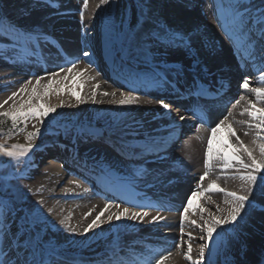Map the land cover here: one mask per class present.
<instances>
[{
	"label": "bare ground",
	"instance_id": "6f19581e",
	"mask_svg": "<svg viewBox=\"0 0 264 264\" xmlns=\"http://www.w3.org/2000/svg\"><path fill=\"white\" fill-rule=\"evenodd\" d=\"M239 2L251 4L250 11L259 14L254 9V0ZM2 3L0 12L15 24L33 29L40 39L17 41L6 29L0 31V104L3 105L0 109L13 110L23 105L27 110L26 102L30 99L33 104L45 105L63 101L55 113L85 122L78 125L79 131L88 126L100 134L90 141L78 140L76 136L67 145L56 139L58 146L49 145L34 154L26 175L34 187L32 200L42 202L45 213L67 236L71 232L66 231V226L80 232L82 236L70 241L69 246L78 247L95 240L83 247L88 249L81 253L52 254L44 260L45 264H109V259L114 264H147L168 252L171 256L164 264H190L183 255L189 243L193 259H198L200 244L207 242L201 239L205 235L202 231L205 221L212 215H226L230 198L221 192H205L193 197V207L184 213L186 198L192 196V188L206 189L213 180L226 192L243 194L245 182L239 177L245 170L235 161L225 169L224 161L214 158L209 176L199 183L198 178L206 170L204 160L211 132L209 127L199 125L198 121H203L193 106H183L177 97L192 95L195 90L189 89L194 79L201 86L207 83L209 88L211 80L229 81L222 88L224 95L219 100L224 103L218 106L224 105L225 110L217 118L207 117V123L214 126L216 121L227 117L235 135L222 126L213 141V149L228 154L237 151L247 160L246 154L238 149V137L259 160L258 146L264 144V130L257 129L255 125L259 121L248 114L250 104L264 108V100L240 87L245 77H250V87H264L257 75L264 65L258 59L242 58L247 56L242 42L234 43L226 35L225 29L231 31L227 12L230 0H109L104 5L100 0H88L87 8L83 0H2ZM150 10L164 24L190 34L191 50L161 47L148 40ZM125 24L128 30L119 31V26ZM253 30L259 36L255 25ZM118 31L120 42L115 40ZM97 50L107 54L102 52L96 57ZM84 51L90 55L83 56ZM98 58L104 59L101 68L96 66ZM50 81L55 83L48 89L49 94L37 99ZM22 86L24 91H20ZM73 91L84 103L77 102ZM13 92L17 95L9 100ZM105 92H115V96H105ZM122 92H132L139 102L109 103L121 99ZM157 100L170 104V110L163 109ZM173 103L182 107L175 109ZM187 106L198 121L186 116ZM180 116L185 119L180 120ZM149 139L168 142L155 149L164 159L141 149ZM121 145L136 147L142 156H122ZM164 147L167 152L162 151ZM106 204L109 209L101 216L100 227L83 234V229ZM136 205L149 213L144 222L107 220L109 214ZM218 207L221 212L217 211ZM262 208L264 198L257 197V207L247 210L248 215L239 221L235 231L229 227L226 233L214 234L202 264H264ZM153 216L163 219L148 223ZM61 220L65 221L64 225ZM101 247L110 248L101 251Z\"/></svg>",
	"mask_w": 264,
	"mask_h": 264
},
{
	"label": "snow or ice",
	"instance_id": "6c2138e0",
	"mask_svg": "<svg viewBox=\"0 0 264 264\" xmlns=\"http://www.w3.org/2000/svg\"><path fill=\"white\" fill-rule=\"evenodd\" d=\"M109 0H100V4H108ZM83 6L84 8H87L88 6V0H83ZM252 7L251 4H243L240 3L239 0H230V3L227 8L228 12V19L231 26V31L228 29H225L226 35L230 40H232L234 43L242 42L243 46L245 47V51L247 53L246 57L244 58L247 60H259L262 65H264V47H257V46H264V10L257 9L255 10L258 12V15H255L252 11H250V8ZM141 15L143 16L144 13L141 11ZM81 20H83V11L80 13ZM147 19H150L152 23L147 26L146 35L148 40L152 41L154 44H158L161 47L166 48H176V47H183L187 50H191L192 47V37L190 34H185L181 31H178L176 29L171 28L170 26L164 24L159 16L155 13H151L147 17ZM219 19V17H217ZM7 20V24L5 25V21ZM253 25H255L256 30L259 31V36H257L256 31L253 30ZM0 27H6V30L12 35L14 39L17 41L23 39L25 42H32V41H39L40 36L39 34H34L33 29L25 28L22 25L15 24L10 19L7 18L5 14L0 12ZM221 27H224L223 24H221ZM90 53L88 51L83 52V56L88 57ZM198 63V61H197ZM75 65H73L74 67ZM71 71V69H69ZM204 71H207V69H204ZM53 76L56 75V73H52ZM250 77H245L243 80V83L240 85L241 88L250 91L253 93L258 100H264V87H250L249 84ZM260 83H264V67L260 69ZM26 83H31L30 81H27ZM55 83V81H50L48 85L45 86V91L42 94V96H37V99H42L43 96H47L48 89L51 87V84ZM37 84H39V78L37 79ZM223 86V85H221ZM25 89L23 86L21 87L20 91H24ZM194 91V95L199 97H205L208 96L209 90L200 84L196 82L194 79L193 84L189 91ZM33 94L35 95V89H33ZM57 94H59V90H57ZM17 95L16 92H13L10 97H8L9 100L13 99ZM73 96H76L78 103H84L82 99L73 91ZM105 96L111 95L115 96V92L104 93ZM95 93H93V101L95 102ZM244 97L241 96L240 100H242ZM240 100L236 101V105H239ZM102 102V101H101ZM138 97L133 95L132 92L128 93H121V99L118 101L113 99L109 101V103L112 104H119V105H133L137 104ZM158 103L163 109L170 110L171 105L168 103H165L163 100H157L155 101ZM7 103V101H5ZM28 104L27 110H24L23 105L20 106V108L9 110V111H0V129L4 126V124L8 121L11 123V128L9 129V132L11 133L12 130L16 129L18 125L21 122H25L29 119L37 120L41 125L45 123V118L49 116L51 113H55L57 108L63 106V101H61L57 105L52 104H33L31 102V99L26 102ZM0 107H3L2 104H0ZM251 111H249V115L254 119L258 120L259 123L255 125L257 129L264 130V108H257L255 104L249 105ZM184 116H180V120H184ZM227 117H225L223 120H221L215 127L211 128V135L207 142V149L205 153V160H204V166H205V172L203 175L200 176V181L203 182L206 177L209 176L212 166V161L214 158L223 160L224 161V167L225 169L232 166L233 161L237 162L240 166V168L244 169L245 171L243 174L240 175V179L245 182L244 184V190L243 194H238L236 192H226L225 189L219 187V185L216 183L215 180H213L211 183H209L208 187L202 188L199 191H194L192 193V196H190L187 200V206L184 208V213H187L190 208L193 207V197L201 196L205 192L212 193V192H221L224 193L227 197L230 198V208L227 211L226 215H212L211 219L208 221H205L204 226L202 228V231L205 233L204 236L201 237V239H205L207 242L202 243L199 246V258L193 259L192 257V246L191 243L188 244L187 251L183 253L184 258L188 261H190V264H202V262L205 260V249L209 247V243L214 241L215 235H219L220 232H228V228L231 227L233 231L236 230L239 221L244 219V216L248 215L247 210L248 209H255L257 207V197L264 198V144H260L259 152H260V159L258 160L255 155H253V150L246 147L243 142H239L238 140V149L242 151L247 156V160L243 159L239 152L234 151L231 154L228 153H222L221 149L214 150L213 149V141L216 140L217 133L219 129L223 126L228 128L230 135H235V133L232 131V126L230 123H227ZM244 123V122H241ZM249 127H252L251 124L248 125ZM34 131L28 132L26 139L28 141L27 144H12L7 145L4 143H0V157H6L8 158L9 162L20 166V165H28L31 166V157L30 153L34 149V144L32 141L39 137L41 134V129L39 127H35ZM0 135H3L2 131H0ZM98 133L87 130V129H80L77 139L82 141H90L93 138H96ZM11 136H9V139ZM257 138H260L259 136ZM168 142L162 141L160 143H157L155 140L149 139L143 146H141V149L143 151H148L154 153L157 157L164 159L165 157L162 156L161 152L155 151L157 148H161L162 145H166ZM227 145H224L223 147H226ZM167 148L164 147L162 149L163 152H167ZM119 152L122 156H127L129 158H135L136 156H142V151L137 149L134 146L131 145H121L119 148ZM162 174V173H161ZM23 175V173L21 174ZM28 191L31 192L32 189L28 188ZM39 191V189H37ZM4 204V207L6 209L7 213L14 212L15 205H11L8 202H0ZM42 206V202H37ZM225 203H229V201H225ZM116 208H119L120 205H115ZM135 208H139L140 210H135ZM135 208L130 207H124L123 211H118L111 213L107 216V220L109 222L112 221H119L121 219H127V220H140L141 222H144L145 217L149 215L147 211L143 210V206L136 205ZM109 205H105V208L96 215L95 219L92 220L90 224H88L87 227L83 229V234L88 233L90 230H93L95 228L100 227V224L103 223L101 221V216L104 214L105 211H108ZM261 210H264L262 208ZM23 211V210H21ZM51 210H49L50 212ZM203 211V209H201ZM218 212H221L222 210L217 208ZM90 214V213H89ZM27 221V217H24ZM163 219V217L159 216H153L148 223H159V221ZM184 219H187V216H184ZM60 223L62 225L65 224L64 220H61ZM193 224H195V221H192ZM219 230V231H218ZM66 231H69L71 233H75V229L71 228L70 226H66ZM181 232H183V220H181ZM215 234V235H214ZM190 236V234H189ZM39 247V245H37ZM177 247H180L177 245ZM25 259L23 261V264H29V261L27 260L28 252L25 251ZM171 256V252H168L167 255H160L159 258L148 261L147 264H164V262L168 259V257ZM17 264H20V260L17 259ZM35 264V262H33ZM40 264H43L41 261ZM109 264H114V262L109 259Z\"/></svg>",
	"mask_w": 264,
	"mask_h": 264
},
{
	"label": "rangeland",
	"instance_id": "374dc122",
	"mask_svg": "<svg viewBox=\"0 0 264 264\" xmlns=\"http://www.w3.org/2000/svg\"><path fill=\"white\" fill-rule=\"evenodd\" d=\"M254 3L255 10H264V0H254ZM2 5V0H0V7ZM122 26L123 25L119 26V31L125 32L129 28L128 24H125L124 27ZM5 29L6 27H0V31H5ZM119 31L115 35V40L120 42L118 38ZM0 111L9 110L0 109ZM82 124H85V122L75 118L69 119L57 113H51L45 118V123L43 125L33 119L21 122L18 125L20 127L15 129L16 134H19L16 142H24L27 140V133L34 131V126L41 129L40 136L32 141L40 145L37 149H33V153L30 155L32 164L34 154L40 149L46 146L48 147L49 142L56 141L57 139L67 145L70 140L73 141L77 136L76 132H79L78 128L80 127H78V125ZM51 145L58 146L59 144L53 143ZM31 167L32 165L17 166L9 162L8 158H6L3 164H0V177L3 184L7 185L5 192L10 195V198H8L9 195L2 198L3 201L1 202H8L11 205H15L16 209L9 214L6 212L4 204L0 203V264H17V259L20 260V264H23L25 251L28 252L27 260L29 264H33V262H35V264H40L41 261L43 262L45 259L51 258L52 254L57 252L62 254L73 252L81 253L88 249L83 247L95 241L92 239L89 242L82 243L78 247L68 245L71 244L70 241L76 239L77 236L81 234L80 232H75L67 236V234L62 232V228L57 225L55 220L45 213L42 206L32 200L33 192H29L28 188L34 190V187L26 177ZM22 173L23 175H21ZM3 174H7V177H4L5 180L3 179ZM24 217H27V221ZM37 245H39V247H37ZM109 248L110 247H101L100 249L101 251H108ZM45 262L46 261H44L43 264H45Z\"/></svg>",
	"mask_w": 264,
	"mask_h": 264
},
{
	"label": "trees",
	"instance_id": "16d2710c",
	"mask_svg": "<svg viewBox=\"0 0 264 264\" xmlns=\"http://www.w3.org/2000/svg\"><path fill=\"white\" fill-rule=\"evenodd\" d=\"M20 126H18L17 128H19ZM11 128V123L10 121L6 122L4 124V126L2 127V129H0V131H2L3 135H0V143H4V144H7V145H12V144H16V143H19V144H27L28 141L25 140L24 142H16L17 141V138L19 137V134H16V131L15 129L12 130V132L10 133L9 132V129ZM9 136H11V138L9 139ZM22 140V139H20ZM34 144V148L37 145V143L35 144L34 142H32ZM31 154V153H30ZM7 174H3V179L5 180L4 177H7L6 176ZM7 185L6 184H3L2 182V179L0 177V201H2V198H5L7 195H9V193H6L5 192V189H6ZM10 198V195L9 197ZM12 198V196H11Z\"/></svg>",
	"mask_w": 264,
	"mask_h": 264
},
{
	"label": "water",
	"instance_id": "95a60500",
	"mask_svg": "<svg viewBox=\"0 0 264 264\" xmlns=\"http://www.w3.org/2000/svg\"><path fill=\"white\" fill-rule=\"evenodd\" d=\"M84 129L90 130L91 127L86 126V127H84ZM0 160H1L2 162H5V161H6V157H0Z\"/></svg>",
	"mask_w": 264,
	"mask_h": 264
}]
</instances>
